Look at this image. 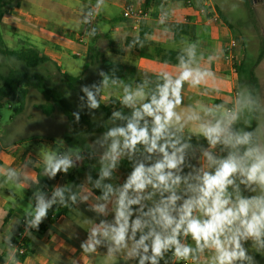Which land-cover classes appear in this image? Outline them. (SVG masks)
I'll return each mask as SVG.
<instances>
[{
    "label": "crops",
    "instance_id": "1",
    "mask_svg": "<svg viewBox=\"0 0 264 264\" xmlns=\"http://www.w3.org/2000/svg\"><path fill=\"white\" fill-rule=\"evenodd\" d=\"M205 1L207 0H196L190 7L185 5L184 0H154L148 9L150 17L136 23L122 16L123 9L128 3L145 7L144 0H13L2 18L0 28L3 37L7 33V37L15 44L34 45L49 59L42 64L44 67L50 63L53 65L51 71L43 74L48 81L58 78L59 83L63 82L66 87L64 75L79 77L76 84H80L83 78L90 79V83L99 80L101 85L98 96L103 104H108L112 98L121 102L125 87L134 91L147 83L153 74L162 77L167 74L176 78L183 70L182 66L161 62L158 51L184 52L188 55L189 67L199 69L207 75L198 86L184 83L183 103L176 110L182 114L195 110L203 117L202 108L222 105L226 109L233 101L232 89L239 88L237 69L234 72L232 63L225 60L223 55L225 44L232 38L239 41L235 63L240 64L245 63L243 52L253 42V38L248 39L234 32V26L221 9L230 25L224 21L207 25L205 16L198 12ZM91 9L97 11L98 18L86 43L81 44L77 36L82 29L84 15ZM161 14H166L170 20L161 21ZM187 21L193 27L194 36L187 34L176 40L172 25ZM142 29H150L151 32L146 35L147 41L140 45L139 50L126 46L127 38L138 37ZM60 34L63 36L60 37ZM253 45L259 50L257 63L263 41ZM190 52L193 53L192 56L189 55ZM83 55L86 57L83 67L71 59ZM255 71L257 74L256 69ZM105 79L108 81L107 85L103 84ZM71 90H75V87ZM259 107L261 109L263 104L259 103ZM146 119L151 122V118ZM236 124L233 125L234 129ZM183 133L194 134L193 125H187ZM257 135L264 137L260 127ZM28 138L30 137L26 139ZM18 139L0 137V264H16L12 261L8 241L16 238L19 231L27 242L28 254L17 264H133L138 257L128 258L127 250L122 249L109 255L108 248L111 245L107 240H102L92 253L85 252L82 248L94 227L99 226L102 221L113 224L115 220V197L110 196L108 201L98 199L99 196L89 185V180L100 179L102 157L107 152L111 139L89 137L92 149L90 152H83L78 158H72L64 150V154L74 164L67 172L58 171L57 178L46 171L43 154L34 151V146H28L25 139ZM36 141L39 140L34 142ZM127 155H122L120 159L127 158ZM216 157L222 158L221 155ZM154 158H158V155H153L152 159ZM120 159L116 167L111 169L113 175L107 183L114 190L121 187L131 173L120 163ZM37 170H42L41 175L46 181L52 182L50 188L45 187L41 192L40 199L45 203L53 199L55 202L47 209L46 216L39 225L34 227L31 221L35 218L36 209L28 191L38 182ZM72 175L77 183L70 187ZM77 188L79 199L70 204L64 198L70 189ZM58 190L62 193L63 200L55 195ZM240 190L241 195L251 196L244 185H240ZM159 198L157 194L153 200L144 203L151 207ZM98 204H106L105 213L94 210V206ZM136 215L134 212L131 219L134 220ZM139 236L138 232L136 239ZM131 243L129 241V247ZM242 243L248 256L252 257L253 264H264V252L256 254L258 247L252 240ZM189 245L194 248L195 242L191 240ZM212 256L211 250H205L197 260H191L190 264H210Z\"/></svg>",
    "mask_w": 264,
    "mask_h": 264
},
{
    "label": "clouds",
    "instance_id": "2",
    "mask_svg": "<svg viewBox=\"0 0 264 264\" xmlns=\"http://www.w3.org/2000/svg\"><path fill=\"white\" fill-rule=\"evenodd\" d=\"M181 66L183 70L176 78L163 75V84L157 86L147 102H144L143 86L134 91L125 87L121 103L131 108L132 114L127 118L120 112L113 113V119H127V124L113 127L105 134V140L111 139V144L102 157L101 176L95 186L101 187V181L110 177V169L116 167L120 157L134 154L137 145H143L148 154L146 160H151L153 155L158 158L150 165L137 163L126 182L115 190L111 185H103L105 190L98 199L108 201L110 196L115 197V220L113 224L102 221L94 227L82 248L92 253L102 240H107L111 245L109 255L127 250V257H138V264H160L170 250L177 261H195L205 250H211L210 264H244L245 261L253 264L242 242L252 240L255 246L264 248V143L258 140L259 129L233 128L251 100L238 99L231 110L222 105L202 108L203 117L195 110L179 113L176 109L183 103L184 83L198 86L207 75L189 67L183 58ZM107 83L105 79L103 84ZM82 90L87 95L88 106L98 108L100 101L96 94L88 87ZM75 115L78 120L79 115ZM146 117L151 118V123ZM189 124L193 125L194 134L203 136L210 147L202 153L204 166L182 175L191 147L182 134ZM217 145L228 149L226 157L217 158L212 153L211 149ZM45 162L51 176L58 171L67 172L72 164L67 156L57 159L48 155ZM181 185L183 194H178ZM240 185L252 191L259 188L260 195L245 197L241 195ZM149 188L151 191H147ZM157 194L159 200L147 207L144 202L153 200ZM55 195L63 200L59 190ZM71 199L75 201L76 196ZM54 202V199L49 203L40 199L31 221L34 227ZM133 205L139 208L134 210ZM94 210L105 213L106 204L95 205ZM134 211L137 215L133 220ZM138 232L140 236L136 239ZM189 236L195 242L194 248L182 242V237Z\"/></svg>",
    "mask_w": 264,
    "mask_h": 264
},
{
    "label": "trees",
    "instance_id": "3",
    "mask_svg": "<svg viewBox=\"0 0 264 264\" xmlns=\"http://www.w3.org/2000/svg\"><path fill=\"white\" fill-rule=\"evenodd\" d=\"M180 1V0H176ZM185 1V0H184ZM246 5H250V0H243ZM13 3V0H0V23L4 14L6 13L8 7ZM154 3V0H144V5L146 9H149ZM221 20L226 24L230 25L227 17L218 9ZM172 29L174 31V37L176 40L182 38L183 35H193V27L187 21L186 23H174L172 25ZM151 32L150 29H142L140 35L138 37H129L126 40V46L139 50L140 45L147 41L146 35ZM194 36V35H193ZM0 54L4 57L10 58L11 60L23 63L25 68H11L6 73L0 72V109L4 106L5 101L16 102L14 106V114L19 115L23 112L25 103L28 97L29 90L35 89L38 91L44 98V103L38 105V108L47 116L53 114L56 110H59L70 123L83 125L88 133L91 134H102L105 135L109 129L116 126H126L127 119H113L114 112H120L122 116L130 118L132 114V109L124 106L119 100L112 98L108 104H103L99 99V91L97 88H100L101 82L99 80H94L90 84L91 91L96 94V98L100 101L99 108L104 114L105 122L97 123L94 122L89 115L83 112H75L69 102L66 99V92H63L56 87L49 84L48 79L45 75L31 72L30 69H35L38 66L46 63L49 59L42 55L37 47L34 45L24 43L21 48L15 49L10 48L3 37L1 28H0ZM158 56L160 61L167 64L173 65H181V58L187 63L188 55L181 51H163L160 49L158 51ZM264 58V41L261 48V53L259 59L255 66H257L262 59ZM243 62L240 64L235 63V68L237 69V74L241 75V71L238 67H244ZM250 68L245 71V78H239V89H244V95L239 96V100L246 101L248 99L251 100V104L244 108L241 113L240 119L246 114L247 119L254 121L253 126L249 131H254L259 129V124H257V114L260 112L259 107V93L261 90V83L258 75L256 74V67ZM64 81L67 89H72L74 87V83L79 82V77H70L68 75H64ZM163 77L160 75L153 74L150 76V79L147 83L143 84V89L146 93L147 98L156 92L157 86L163 84ZM95 85L96 88L92 86ZM241 94V93H240ZM147 98L146 101L147 102ZM246 111V113H245ZM79 115V119H76V115ZM151 123V122H149ZM143 124V121H141ZM234 127V126H233ZM184 141L188 142L191 147L187 150V155L185 159V167L183 168L182 175H185L193 170V168L198 169L200 164V155L203 150L208 147V142L204 139L203 136L183 133ZM258 140L260 138L258 137ZM260 142V141H259ZM220 150V155L222 158L226 157L228 154V149L224 148L223 145H218ZM137 154H144L143 145H137ZM120 163L129 171H132L134 166L139 163L138 161L129 159V158H121ZM149 165V164H146ZM191 165L192 167H189ZM47 168V166H46ZM39 177L38 182L29 189L28 196L33 198L34 208L38 207L40 201L41 192L45 187L50 188L52 186V182L46 181V179L41 175L42 170H37ZM111 172V169H110ZM89 173V171H88ZM90 174V173H89ZM112 172L110 177L105 178L101 181V187H96V181L99 178H94V180H89V185L93 189V191L101 197L104 192L103 185H107L109 179L112 177ZM90 176V175H89ZM55 177H58V172ZM77 180L72 176H70V187H73V184H76ZM183 185L179 189L178 194H183ZM75 195L76 199L73 201L71 196ZM70 204H74L79 199V188L75 190L68 191L64 198ZM179 203V202H178ZM133 209H137V205L132 206ZM135 212V211H134ZM147 231V229L145 230ZM25 245L27 247V242L25 240ZM28 250V247H27ZM264 252V248H257L256 254H261ZM28 254V251H27ZM172 254V250L165 253L164 259L160 261V264H167L170 255ZM27 256V255H26ZM21 257L20 261H23L25 257ZM244 263H247L245 261ZM133 264H138V258L134 261Z\"/></svg>",
    "mask_w": 264,
    "mask_h": 264
},
{
    "label": "rangeland",
    "instance_id": "4",
    "mask_svg": "<svg viewBox=\"0 0 264 264\" xmlns=\"http://www.w3.org/2000/svg\"><path fill=\"white\" fill-rule=\"evenodd\" d=\"M210 2L217 10L221 9L229 18L232 26H234L233 30L236 34H242L248 39L253 38V42L249 43L247 50L243 52V59L245 61L244 67H238L241 71V75L237 74V80L239 81L240 77L245 78L246 70L256 65L259 50L253 43L259 44L264 41V0H252L250 5H246L243 0H211ZM4 35V40L10 48L18 49L22 47V45L13 43L7 37V33ZM62 36L63 35L60 34V37ZM71 59L76 61L81 67H83L86 62V57H84V55L78 58L71 57ZM52 67L53 65L50 63L45 67L40 65L35 69H30V71L33 73L46 74L48 70H52ZM255 67H257L256 70L261 83L259 103L263 104L259 112L261 115L257 114L256 122L260 125L259 127L262 133H264V118L262 120V117H264V60ZM11 68L25 67L23 63L11 60L0 54V72L6 73ZM59 81L58 78H51L48 82L57 89L66 92V99L75 112L86 113L94 122H105L104 114L99 107L93 109L88 106L87 95L82 90L84 87H88L89 90H91L90 79L83 78L80 84L75 83V90L67 89V87L63 85L64 83L62 82L61 84ZM239 91L241 93L240 95H244V89H239ZM42 103H44L43 96L32 88L29 90L24 110L19 115H15L13 111L16 102L5 101L4 106L0 109V137H17L20 141L25 139L28 146H34V151H39L43 154L44 160H46V156L48 155H53L55 157L59 150V152L62 153L68 152L72 158H78L82 156L83 152H90L92 149L89 146V137H105V135L102 134L88 133L83 125L70 123L59 110H56L49 116L45 115L38 108V105ZM246 119L247 116L245 114L236 124L235 130L249 131L255 120L251 121ZM27 137L30 138L26 139ZM259 138V141L264 143V137ZM34 139L39 141L34 142ZM147 155L148 154L134 153L132 155H127V158L138 162H148L149 164L155 162L157 159L146 160L145 157ZM73 164L74 163H72L70 170L73 168ZM253 187L256 186L253 185ZM246 192L251 196L260 195L259 188H256V191L246 188Z\"/></svg>",
    "mask_w": 264,
    "mask_h": 264
},
{
    "label": "built area",
    "instance_id": "5",
    "mask_svg": "<svg viewBox=\"0 0 264 264\" xmlns=\"http://www.w3.org/2000/svg\"><path fill=\"white\" fill-rule=\"evenodd\" d=\"M196 0H185V5L186 6H193L194 2ZM198 12L202 15L205 16V23L207 25H213L216 23H221V17L219 15L218 10L215 8V6L209 1H205L203 2V4L200 6V8L198 9ZM122 16L125 19H131L133 21H135L136 23H140L143 20H146L150 17V12L148 9H146V7H142V6H138V5H134L132 3H128L125 5L123 12H122ZM98 18V13L95 9H91L89 10L83 17L82 19V29L79 32L77 39L78 42L81 44H85L86 43V39L88 38L89 34L91 33L94 24L96 22ZM159 19L163 22H166L168 20H170V18L166 15V14H161L159 16ZM240 47V43L238 40L232 38L230 39L224 46L223 48V55L225 60L230 61L232 63L233 66V70L234 72H236V68H235V60H236V55H237V50ZM232 97H233V101L230 105L227 106L226 110H231L236 106L237 100L239 99L240 96V91L238 87H235L234 89H232ZM210 146L206 147L204 150L209 149ZM212 153L217 156L220 155V150L218 145L215 148L211 149ZM203 153V152H202ZM200 155V167L204 166L205 164V160L203 158V155ZM66 155L62 152L57 153L56 158H63ZM182 242L189 244L190 241L192 240L191 237H187V238H181ZM8 247L11 249L12 251V261L13 263H20V258L24 257L27 255V247L25 245V238L22 235V232H18L17 233V237L16 238H11L8 241ZM191 263V259H189L188 261H177L175 259V257L173 256V252L170 255L169 259H168V263L167 264H190Z\"/></svg>",
    "mask_w": 264,
    "mask_h": 264
},
{
    "label": "water",
    "instance_id": "6",
    "mask_svg": "<svg viewBox=\"0 0 264 264\" xmlns=\"http://www.w3.org/2000/svg\"><path fill=\"white\" fill-rule=\"evenodd\" d=\"M250 2H252V0H250Z\"/></svg>",
    "mask_w": 264,
    "mask_h": 264
}]
</instances>
